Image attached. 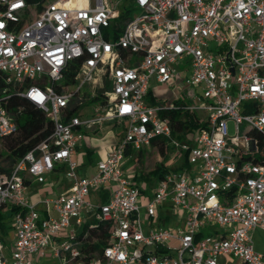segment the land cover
I'll return each instance as SVG.
<instances>
[{
	"label": "built area",
	"instance_id": "1",
	"mask_svg": "<svg viewBox=\"0 0 264 264\" xmlns=\"http://www.w3.org/2000/svg\"><path fill=\"white\" fill-rule=\"evenodd\" d=\"M71 1L43 0L39 9L0 0V144L18 130L4 107L11 96L53 125L10 170L0 157V213L8 215L0 264H264L249 235L264 230V0ZM120 2L130 5L119 12ZM130 10L139 13L126 18ZM152 82L172 87L169 98H157ZM87 104L96 108L83 118ZM169 111L196 113L202 127L176 139L161 115ZM105 119L124 123L123 136L81 177L76 149ZM154 142L171 169L146 218L169 201L181 218L174 229L143 228L141 193L125 174L126 150ZM184 156L187 166L173 170ZM64 167L67 194L34 202L30 182ZM102 188L110 195L92 220L112 230L107 246L85 255L87 198Z\"/></svg>",
	"mask_w": 264,
	"mask_h": 264
},
{
	"label": "trees",
	"instance_id": "2",
	"mask_svg": "<svg viewBox=\"0 0 264 264\" xmlns=\"http://www.w3.org/2000/svg\"><path fill=\"white\" fill-rule=\"evenodd\" d=\"M28 3H39V9L43 0H26ZM132 11V10H131ZM128 13L125 15L128 18ZM124 18L120 19L122 22ZM71 81V80H70ZM150 103H154V97H148ZM96 99L92 100L95 101ZM5 109L10 115L12 121L17 126V136L5 138L2 143L4 146V153L0 152V157H4L3 161L6 162L4 170L8 171L12 165L28 151L34 149L41 141L47 138L52 131V122H50L44 115V113L36 108L33 104L17 96H11L6 99L4 104ZM162 116H166L169 119L171 128L173 130V137L179 140H184L186 136L195 130L202 127V124L198 121V115L196 113L187 114L181 113V111H169L167 113H161ZM124 132V131H123ZM258 137V136H257ZM157 144V142H154ZM159 146V145H158ZM160 154L163 157L162 162L157 164L155 168L149 173H141L139 177L134 178L133 185L141 180L146 181L148 186L155 180L161 179L171 168L165 166L163 149L159 148ZM91 152L88 151V155ZM133 155L138 161H141L142 151L132 152L131 149H127L125 157ZM260 149L257 156V160L260 159ZM187 166V158L184 156L182 166L174 168L173 170L182 169ZM108 193L101 191V202L105 203L108 200ZM8 215L0 213V229L5 228L4 220ZM112 227L104 222L98 220H92L91 222H84L80 236L85 234L83 241L79 244V250L82 254L88 255L92 252L101 251L102 248L108 245L109 236Z\"/></svg>",
	"mask_w": 264,
	"mask_h": 264
},
{
	"label": "rangeland",
	"instance_id": "3",
	"mask_svg": "<svg viewBox=\"0 0 264 264\" xmlns=\"http://www.w3.org/2000/svg\"><path fill=\"white\" fill-rule=\"evenodd\" d=\"M124 5L128 6V5H130V3L129 2H120L118 4V6L116 7V10L119 12H122ZM138 13H139L138 11H131L130 10L128 13V16H131L134 18L138 15ZM151 88L154 90L156 96L159 98H162V99L169 98V93L172 90V87H167V86L156 87L155 83H153V82L151 84ZM95 108H96V106L94 104H91V105L87 104L82 111L83 118H90V115L92 114V112L94 111ZM124 128H125L124 123H117L116 124L114 122H108V123L101 124L100 129L97 132H94V133L91 132L90 134L88 133L87 134L88 139L86 142L88 143V145L91 149V154L89 155V158L85 157V163L86 164L95 163L100 158V154H101L102 150L108 144H110L113 139H116L117 141H119L122 138ZM244 129H245V125L243 124L240 126V132H243ZM228 130H229L230 135H234V133H235L234 127H233V124L231 122L228 124ZM16 136L17 135H15L14 137H16ZM152 147H154L155 150L153 152L151 151L152 153L150 154L149 150H151ZM3 148H4L3 143H1L0 144V150L2 149L3 154H5ZM159 148H160V146H158V144H152V146L149 148V150H144V152L142 151L143 156L148 157L147 161H144V163H143V160H141V161L137 162L138 165H136V166H134V164H133L132 166H134V167L129 168L130 173L133 174L135 169H137L138 172L147 173L150 170L154 169L157 164H160L162 162V156L160 154ZM78 152L79 153H85V151L82 148L78 149ZM134 158H136V157L134 156ZM141 158H142V156H141ZM3 159H4V157L1 158V164L3 166H5L6 162L3 161ZM155 159H158L159 161L156 162ZM164 163L167 164L168 160H165ZM178 163H179V161H175L174 163L170 164V167L173 168L174 166H177ZM65 169H66L65 167L61 168V171L59 174L60 180L62 182L66 181L64 179ZM138 186L145 190L144 194H142L141 196L143 198H147V195H150V189L148 187H146L144 183H141V182H139ZM66 189L67 188L62 190L61 193L67 194ZM87 200H88V202H90V204L92 206L93 212H91L90 215L93 216L96 213L98 206L100 205L98 193H96L94 191L90 192V195L88 196ZM167 202H169V201H167ZM165 208L167 209L168 207L166 206ZM141 214H140V216L142 218ZM83 215H84V217L88 216V215L85 216V214H83ZM87 220L90 221V218H87ZM141 223L143 226L145 225L144 220H141ZM203 233L208 234V232L205 230H203ZM249 235H250L251 241L254 244L255 250L258 252L264 251V230H261L260 228L257 227V228L252 229ZM239 263L240 262L236 259L231 261V264H239ZM219 264H225V260L220 259Z\"/></svg>",
	"mask_w": 264,
	"mask_h": 264
},
{
	"label": "crops",
	"instance_id": "4",
	"mask_svg": "<svg viewBox=\"0 0 264 264\" xmlns=\"http://www.w3.org/2000/svg\"><path fill=\"white\" fill-rule=\"evenodd\" d=\"M156 96V94H155ZM157 97V96H156ZM159 98V97H157ZM90 134L91 132H87L85 135L84 140L79 144V146L76 149V152L74 154V160L79 163V175L81 177H91L94 172H95V166L96 163L103 160L107 154L108 151H110L112 149V147L118 142L116 139H113L112 142L110 144H108L101 152L100 154V158L95 162V163H91V164H86L85 163V157L89 158V154L88 155V151L91 152V149L88 145V143L86 142L88 137L87 134ZM94 133V132H93ZM82 148L85 153H79L78 149ZM150 148V147H149ZM149 148L145 149V150H149ZM155 150L154 147H152L150 151V154ZM152 151V152H151ZM144 152V150H143ZM142 152V153H143ZM134 156L132 157H127L124 163V169H125V174L130 178L131 182L134 183V178L135 177H139L140 172L137 171V169H135L134 173H130L129 168H133L134 166L138 165L137 162H139L137 160V158H134ZM148 157H144L142 154V158L141 160L147 161ZM163 159V158H162ZM156 162H158V159H155ZM134 164V166H132ZM153 170V169H152ZM152 170H150L149 172H151ZM60 171L61 168H57L54 172L49 173L45 176V181L43 184H37L35 182H30L29 184V190H30V196L31 199L34 202H37L42 196H46V195H53V194H61L62 190H64L65 188L66 191L68 192V185L69 182L68 180L65 178L64 179L66 181L62 182L60 180ZM147 172V173H149ZM141 183H144L146 187H148L150 189V195H147V198H143L142 196H140L139 199V215H142L141 220H144L145 225L143 226V228L145 230L149 229V228H168V229H174L176 228L178 225H180V221L181 218L179 217L177 211H175L171 205L170 202H165L158 210H157V216L156 219L153 221H149L146 218V205L148 203V201L150 200V198L152 197V193L153 190L156 186L157 180L153 181L151 183V186H148V184L146 181L141 180ZM139 182L136 183V186L139 188L141 195L144 194L145 190L142 189L141 187L138 186ZM101 191H104L106 193H108V195H110V192H108L107 189H101L99 190L98 195L99 198L101 199ZM149 196V197H148ZM168 207L167 209L165 207ZM86 215H90V213L86 214ZM86 216L84 221L85 222H91L92 221V215H90L89 217ZM141 217V216H140ZM87 218H90V221L87 220ZM9 238H11V235L9 234Z\"/></svg>",
	"mask_w": 264,
	"mask_h": 264
},
{
	"label": "bare ground",
	"instance_id": "5",
	"mask_svg": "<svg viewBox=\"0 0 264 264\" xmlns=\"http://www.w3.org/2000/svg\"><path fill=\"white\" fill-rule=\"evenodd\" d=\"M75 2V0H72L71 1V4H73ZM94 78L97 80V77L96 76H94ZM108 122H110L109 120H99V121H97V122H93L92 124H91V127H95V126H97V124H103V123H108Z\"/></svg>",
	"mask_w": 264,
	"mask_h": 264
}]
</instances>
